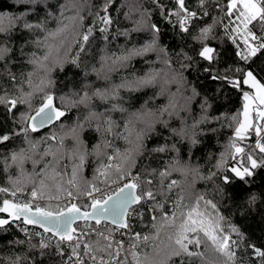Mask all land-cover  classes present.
Returning a JSON list of instances; mask_svg holds the SVG:
<instances>
[{"label":"snow or ice","instance_id":"snow-or-ice-1","mask_svg":"<svg viewBox=\"0 0 264 264\" xmlns=\"http://www.w3.org/2000/svg\"><path fill=\"white\" fill-rule=\"evenodd\" d=\"M34 2L41 3L42 0ZM114 3L115 0H103L95 13L96 19L82 35L78 31L84 20L81 13L85 7H92L90 0H69L61 4L54 30L48 28L46 19L21 24L30 33L35 34V30L43 34L42 39L32 41L43 55L38 56L33 52L27 62L33 70L21 73L25 77L23 84L28 86L29 91L16 84V74L7 64L0 71V76H7L13 85L11 90L0 88V106L12 115H15L18 106H26V110L13 121L16 127L9 133L0 134V145L13 137H22V144L25 145L0 160L5 170L10 167L19 170L16 179L9 178L11 188L0 187V193L14 198L0 201V213L8 215V218H0V229L19 221L25 226L33 225L42 230L33 233L27 227H21L20 231L25 233L26 239L11 243L18 246L26 244L27 250L14 256H0V261L3 264H34L30 253L39 249L41 255L45 254V250L53 251L61 264H177V261L179 264H193V261L204 257L200 249L208 248L210 242L212 251L225 258L223 264H235L236 249L243 241L239 230L231 226L225 230V218L220 215L214 200L207 198V193L193 194L190 189L181 187L182 181L172 178L173 172H179L183 176L192 173L197 179L211 181L224 168L225 153H221L215 165L217 171L201 176L198 167L181 164L179 149L175 143L169 145V138L165 137V142L151 151L175 152L176 156L162 167L145 164L134 171L138 167V158L144 154V141L154 131L156 124L168 128L170 120L179 119L181 126L169 129L171 136L195 145L198 143L197 137L205 134L200 130V125L220 119L207 115V101L200 105L201 115L198 119L194 118L191 124L180 116L181 112L191 114L190 105L197 94L193 89L191 95H184L186 87L182 73L172 71L169 59L161 60L165 65L163 69H151L131 80L123 78L119 84L96 88L91 93L85 90L82 94L57 98L47 91L52 83L51 72L55 67L62 68L65 62L61 50L66 56L73 45H77V57L71 61L76 64L79 53L86 51L85 45L93 31L103 25L99 28L103 33L112 25L109 9ZM171 3L173 7L169 8L161 0H150V4L183 33L189 32L194 21L211 18L212 22L199 28V34L193 37L202 45L198 52L200 58L209 64L216 59V50L204 42L217 26H221L236 47L235 55L248 65V70H233L240 74L238 77H212L213 80L226 81L242 93L244 103L240 115L243 119L235 127L226 153L233 160L246 159L247 165L230 168L234 176L243 181L253 174L252 169L264 166V159L258 162L251 151L245 152V147L237 145V141H243L254 133L258 139L252 150L264 154V137L261 135L264 133V123H261L264 121V83L257 78L249 64L259 55H264V0H196V10L189 7L188 0H171ZM69 12L73 14L66 15ZM213 12L218 14L213 15ZM23 20V16L0 13V35L10 38L17 24ZM66 20L68 23L64 22ZM149 30L153 39L139 47L133 45L125 48L119 54L101 57L100 68L93 67L92 72L96 73L98 79L108 81L109 73L127 67L133 58L164 52L163 48L157 47L155 37L160 31L158 26L151 24ZM124 35L128 36L129 33ZM11 51L7 43H0V62L8 58ZM181 56L191 61V57L183 53ZM186 67L188 64H181V69ZM34 77H39L38 83L34 82ZM159 80H163L164 85H176V90L173 92L161 87L160 92L150 99L167 94V103L150 110L147 109L148 101H145L144 111L129 113L120 91L140 92L156 87ZM245 87L252 91H245ZM37 94H41V103L34 108L32 99ZM56 99L60 100L61 106L56 105ZM66 99L72 106L87 109L83 122L78 119L72 127L62 129L60 133L50 132L34 141L31 133L55 125L66 116ZM114 113L121 115V121L113 118ZM231 119L236 120V117ZM86 126L99 137L91 152L81 137ZM210 131L215 132L216 129ZM69 138L73 141L71 146L65 144ZM115 140H122L127 147L121 151L115 147ZM90 155L94 157L95 166L92 179L86 180L84 171ZM28 163L32 166L31 172L25 170ZM222 179L225 184L231 182L229 176ZM26 185H31L28 189L30 196L18 202V195L25 192ZM254 201L255 197H252L249 203ZM133 221H139L149 231H135ZM161 231L167 238L164 247L155 244L151 253L145 252L144 248L153 244ZM233 234L238 238L233 239ZM34 239L36 243L32 242ZM246 247L251 249L260 264H264V249L255 244H247Z\"/></svg>","mask_w":264,"mask_h":264},{"label":"trees","instance_id":"trees-1","mask_svg":"<svg viewBox=\"0 0 264 264\" xmlns=\"http://www.w3.org/2000/svg\"><path fill=\"white\" fill-rule=\"evenodd\" d=\"M66 2H69V0H42L41 3H35L34 0H0V13L24 17V20L17 24L10 38L0 35V43H7L12 49L9 57L0 62V71L7 64L11 72L16 74V84L18 86L22 85L25 91H29V88L26 84H23L25 77L21 73L33 70L32 66L27 63L32 58L33 52H36L38 56L43 55L42 50L37 49L32 43L37 38L42 39L43 34L35 30V34L30 33L23 29L21 24L23 22L35 23L38 20L44 21L46 19L48 28L54 30L57 26L56 18L60 15V5ZM161 2L169 8L173 7L171 0H161ZM90 3L92 7L90 9L85 7L81 13L84 16L82 26L78 28L81 35L93 24L94 19H96L95 13L103 0H90ZM188 5L196 10V0H188ZM69 7H71L70 3ZM50 13L51 15H49ZM72 14V12L66 13V15ZM109 14L112 17V25L103 33L99 31L100 27H104L103 25H99L93 31L85 45L86 51L79 53L76 64L71 61L77 57V45L74 44L66 56L64 50H61V57L65 62L62 68L55 67L51 72L52 83L47 91H50L57 98H67L75 93L82 94L85 90L91 93L96 88L119 84L123 78L131 80L143 76L151 69H163L165 65L161 60L164 58L169 59L172 71L182 73L183 83L186 87L184 95H191L193 89L197 94L190 105L191 114L181 112L180 116L186 118L188 123L191 124L194 118L198 119L201 115L200 105L207 101V115L209 117H220V119L219 121L213 120L211 123L200 125V130H203L205 134L197 137L198 143L195 145H191L187 141L181 142L178 137L171 136L169 129L179 128L181 126L179 119L173 118L170 120L168 128L156 124L154 131L150 132L144 141L145 151L143 156L138 158V167L134 171L140 170L145 164H149L154 168L162 167L176 156L175 152L153 153L151 151L158 145L163 144L165 137L169 138L167 141L169 145L175 143L179 149L181 164L187 163L192 167H198L201 176H208L210 172L217 171L215 165L220 160L221 153H225L224 168L218 171L217 176L211 181L197 179L192 173L183 176L179 172H173L172 178L182 181L181 187L190 189L193 194L207 193V198L214 200L219 208L220 215L225 218L223 221L225 230L227 231L230 226L239 230L243 241L241 246L236 249L235 264H260V261L252 255L251 249L246 245L255 244L257 247L264 249V166L252 169L253 174L247 176L243 181L235 177L229 168L240 167L242 164L247 165L246 159L236 165L227 167V165L232 164V157L226 153V149L234 135L235 127L242 120L240 113L243 111L244 102L242 93L238 89L232 88L226 81L212 79L213 76L238 77L240 74L233 70L237 68L248 70V65L240 61L235 55L236 48L221 26H217L210 38L204 42L216 50V59L209 64V62L199 57L198 52L202 45L193 37L199 34V28L212 22L210 17L194 21L189 28V32L183 33L177 27H174L173 23L166 20L159 9L150 4V0H115V3L109 9ZM217 14L213 12V15ZM64 22L68 23L67 20ZM151 24L158 26L160 31L158 36L155 37L157 47L158 49L163 48L165 51L149 53L144 58H133L128 62L127 67L109 73L108 81L98 79L96 73L92 72V68H100L101 57L112 53L119 54L125 48H130L133 45L139 47L153 39V34L149 30ZM134 29L141 30L135 31ZM126 32L129 33L128 36L124 35ZM182 53L187 57H191V61L185 60L181 56ZM182 63L188 64V67L181 69ZM249 64L257 78L264 83V55H259V58H255L254 62L250 61ZM206 68L209 71H205ZM33 79L35 83L39 82V77ZM12 87V82L8 80L7 76H0V88L11 90ZM161 87H166L173 92L176 90V85H164L163 80H159L154 88L134 93L121 90L120 94L125 98L124 106L129 113L138 110L144 111L145 101H148L147 109L156 110L167 103V94L150 99L160 92ZM244 90L252 91L247 87ZM16 95H19V93H16ZM40 96L41 94H37L33 97L32 105L34 108L39 107L41 103ZM55 103L57 106H61L59 99H56ZM25 110L26 106L20 105L15 110V115H12L3 106H0V134L11 132L16 127L13 121L18 119L20 113ZM65 110L67 114L61 121L43 130L31 133L32 139L38 141L53 131L60 133L62 129L66 130L75 125L78 119L83 122V118L87 114V109L83 106H72L67 99L65 100ZM124 115L126 116L127 113ZM233 116L236 117V120L231 119ZM113 118L118 122L121 121L119 113H114ZM211 129H216V131H210ZM81 137L86 143L88 151L91 152L93 145L99 138L98 134L86 126L81 133ZM262 137H264V134ZM257 139L258 137L252 133L240 142L248 146L245 152L251 151L253 157L260 162L264 159V154L259 153L258 150H252V146L255 145ZM72 143L73 141L70 138L65 140L66 145L71 146ZM113 143L121 151L127 147L122 140H115ZM24 146L22 137H13L9 142L0 145V160L8 157L13 150ZM94 166V157L90 155L84 171L86 180L92 179ZM248 166L250 167V165ZM25 170L27 172L32 171L30 163L25 165ZM18 175V168L10 167L5 170V166L0 163V187L11 188L9 178L16 179ZM223 176H229L231 182L225 184L222 179ZM25 188V192H29L28 189L31 188V185H26ZM252 197H255V201L249 203ZM3 199L14 198L0 193V201ZM3 216L5 214L0 213V218ZM133 223L135 231L143 230L145 233L149 231L144 229L139 221H133ZM237 238L233 234V239ZM25 239L26 236L20 232V229L14 223L6 226L5 229H0V256H14L16 253L26 251V244L18 246L11 243L12 241ZM32 242L36 243L37 241L34 239ZM166 243V235L161 231L159 238L153 244L145 247L144 251L151 253L155 244L163 248ZM200 250L204 252V257L193 261V264H223L225 258L212 251L210 242L208 248L202 247ZM30 259L34 261V264H61L60 258L50 250H45V254L41 255L39 249H36L30 253ZM0 264H3V262L0 261ZM177 264H179L178 261Z\"/></svg>","mask_w":264,"mask_h":264},{"label":"built area","instance_id":"built-area-1","mask_svg":"<svg viewBox=\"0 0 264 264\" xmlns=\"http://www.w3.org/2000/svg\"><path fill=\"white\" fill-rule=\"evenodd\" d=\"M234 46V45H233ZM235 47V46H234ZM236 48V47H235ZM264 123V122H263ZM264 133H262L261 135H263ZM237 145L238 146H241V147H245V150H246V146L242 143V142H240V141H237ZM241 156H243V154H241ZM233 161H235L236 163H239V162H241L242 160L240 159V158H237L236 160H233ZM29 196H30V192H28V193H24L23 195H18V202H20V201H25L27 198H29ZM19 229L21 228V227H30V226H25V225H23L21 222H19V221H17V222H15L14 223ZM33 227H36V226H33ZM38 228V227H37ZM23 233V232H22ZM24 235H25V233H23Z\"/></svg>","mask_w":264,"mask_h":264},{"label":"bare ground","instance_id":"bare-ground-1","mask_svg":"<svg viewBox=\"0 0 264 264\" xmlns=\"http://www.w3.org/2000/svg\"><path fill=\"white\" fill-rule=\"evenodd\" d=\"M211 47V46H210ZM213 48V47H212ZM249 136V135H248ZM245 142V141H244ZM263 142V141H262ZM251 147V146H250ZM246 148H248V146H246ZM243 162V161H242ZM236 164H238V163H236L235 161H233V159H232V164L231 165H227V167H231V166H233V165H236ZM230 169V168H229ZM24 193H28V192H24ZM23 193V194H24ZM23 194H19V195H23ZM20 202H23V201H20ZM4 217V216H3ZM15 225V224H14ZM27 226H30V227H28V229L31 231V232H36V231H42L41 229H39V228H37V227H33V225H27ZM21 232V231H20ZM22 233V232H21ZM23 234V233H22Z\"/></svg>","mask_w":264,"mask_h":264},{"label":"water","instance_id":"water-1","mask_svg":"<svg viewBox=\"0 0 264 264\" xmlns=\"http://www.w3.org/2000/svg\"><path fill=\"white\" fill-rule=\"evenodd\" d=\"M50 127V126H49ZM45 128H48V127H45ZM45 128H42V129H40V130H43V129H45ZM40 130H38V131H40ZM5 214V216L4 217H1V218H8V215H7V213H4ZM37 227V226H36Z\"/></svg>","mask_w":264,"mask_h":264},{"label":"rangeland","instance_id":"rangeland-1","mask_svg":"<svg viewBox=\"0 0 264 264\" xmlns=\"http://www.w3.org/2000/svg\"><path fill=\"white\" fill-rule=\"evenodd\" d=\"M242 119H243V117H242ZM264 121H261V123H263Z\"/></svg>","mask_w":264,"mask_h":264}]
</instances>
